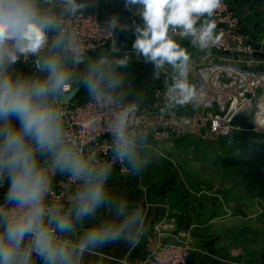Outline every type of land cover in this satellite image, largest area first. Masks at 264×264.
Masks as SVG:
<instances>
[{
	"label": "clouds",
	"instance_id": "obj_1",
	"mask_svg": "<svg viewBox=\"0 0 264 264\" xmlns=\"http://www.w3.org/2000/svg\"><path fill=\"white\" fill-rule=\"evenodd\" d=\"M59 2L69 15L85 7L77 0ZM124 4L129 11L136 6L142 22L133 24L134 54L154 66V79H159L165 65L174 70L167 87L168 106L193 100L197 93L188 80L191 53L171 33L179 31L182 38H191L194 47L210 54L217 43L213 17L223 0H124ZM107 26L111 31L127 29L116 16ZM59 31V22L45 14L39 0H0V188L7 181L0 203V264H34L36 259L41 264H79L86 250L115 242L140 220L133 212L119 224L97 223L72 239L77 225L108 203L109 169L92 166L94 157L78 154L65 142L56 103L74 79L71 66L85 60L65 34L49 40L50 32ZM42 53L47 58L40 60L37 71L43 75L20 77L9 71L21 56ZM127 64V56L101 57L87 65L82 84L89 95L99 98L106 89L114 91L122 85L117 68ZM133 111L129 107L118 114L113 136L116 157L128 159L135 173L142 165L133 159V142L126 131ZM39 156H50L56 171L79 184L67 207L49 202L52 175ZM124 210L120 204L118 214Z\"/></svg>",
	"mask_w": 264,
	"mask_h": 264
},
{
	"label": "built area",
	"instance_id": "obj_2",
	"mask_svg": "<svg viewBox=\"0 0 264 264\" xmlns=\"http://www.w3.org/2000/svg\"><path fill=\"white\" fill-rule=\"evenodd\" d=\"M57 20L60 24L59 32H50L51 41L57 35L65 34L72 44L80 51L82 57L92 55L96 52L109 48L116 36L120 34H133V24L142 22L136 17L119 19L120 25L127 26L126 30L117 29L111 31L108 28V21L112 16L97 17L95 15L77 12L75 15L60 17L49 12L45 13ZM240 13L228 1L223 0V6L216 11L213 20L216 24L215 35L217 43L211 47L210 54L207 51H200L197 48V55L191 59L188 72V80L196 90V97L191 101H202L195 104L191 114L174 113L168 110L154 111L142 109L135 104H125L113 93L105 91L99 98L90 97L84 101H74V106L56 107L61 112L62 127L65 142L75 152L84 157H94L92 166L107 167L109 170L118 168L120 175H127V160L118 159L115 155L114 127L116 118L120 112L132 107L134 111L128 117L127 135L133 142L149 138L157 142L178 140L188 135L208 138H226L234 130V122L242 114H251L257 109L256 91L263 80L256 81L258 85L253 88L254 93L236 87L233 91L224 92L225 84L219 77L223 90L217 89L212 84L214 76L206 78L204 73L209 69H217L221 66L233 67L241 73L257 77H264V72L257 69L260 66L258 60V49L252 45L251 38L242 33ZM174 39H187L179 35V31L171 33ZM188 39L191 40L189 37ZM47 54L24 55L18 62L11 66L12 71L23 67L34 66L38 68L41 59ZM211 68V69H210ZM162 73V86L167 91V87L174 78V70L169 66H164ZM217 70L213 71L214 72ZM216 73V72H215ZM262 75V76H259ZM73 79L69 90L75 88ZM264 86V84H262ZM223 92L227 101L223 105L216 94ZM234 93V94H233ZM80 95V94H79ZM78 95V96H79ZM157 96H160L157 93ZM167 98V94L164 95ZM204 99L209 100L204 102ZM255 115V114H254ZM255 117V116H254ZM252 121L253 122V119ZM52 158L46 164L52 175V192L49 196L50 203H62L66 207L73 193L79 187L78 183H73L67 175L58 177L51 164ZM72 239L75 240L74 237ZM148 251L139 264H189L195 249L186 242L165 243L161 235L155 239L147 240ZM87 251V250H86Z\"/></svg>",
	"mask_w": 264,
	"mask_h": 264
},
{
	"label": "crops",
	"instance_id": "obj_3",
	"mask_svg": "<svg viewBox=\"0 0 264 264\" xmlns=\"http://www.w3.org/2000/svg\"><path fill=\"white\" fill-rule=\"evenodd\" d=\"M39 2L45 13L49 12L60 17L69 15L63 11L59 0H50L48 3L39 0ZM77 2L85 5L79 11L85 14L97 17L116 16L119 19L136 17L140 20L136 6H132V11H129L125 8L124 0H77ZM229 2L240 13L243 21L247 19L252 25L256 23L254 20L259 17L261 1L229 0ZM242 27L245 28L247 25L242 24ZM133 40V34H120L115 37L114 43L106 51L97 57H92V62L101 57L112 60L128 57L127 66L117 68V72L123 78L122 85L114 91L107 89L105 91L113 93L125 104H135L142 109L191 113L188 103L168 106V99L164 98L167 91L162 86L161 70L159 79H154V66L151 63H145L143 57H137L134 54ZM176 40L191 53V59L197 55V48L191 44L190 39L176 38ZM254 46L257 48V43ZM92 62L73 66L76 82L82 88V94L78 96L77 102L92 97L82 84L86 67ZM165 66L172 68L170 65ZM37 69L28 66L16 71L9 69V71L20 77L43 75ZM157 93L160 96H157ZM162 143L164 142L149 138L136 142L132 150L133 159L142 165L138 172L134 173L129 160L126 165L127 175H120L118 168L109 170L105 182L108 203L98 208L92 217L85 218L79 223L73 237L79 239L83 231L97 223L114 221L119 224L133 212L139 213L140 220L135 225L127 227L124 234L115 242L85 251L79 264H139L147 254V240L155 239L158 235L162 236L165 243L192 244L195 253L189 264H244L241 258H237L238 256L226 246V241L219 242L218 235L212 233L210 222L205 223L203 219L205 214L200 216L196 211L195 200L189 201V197L183 198V192L186 191L179 179L177 165L168 159L170 153L159 150L163 146ZM157 154V157H161L163 161L158 160L154 163L150 157ZM38 158L45 165L51 159L50 156ZM62 176L58 173L59 178ZM6 187L5 180L4 187L0 188V203H3ZM120 204L124 205L123 215L118 214ZM34 264H41V261L36 259Z\"/></svg>",
	"mask_w": 264,
	"mask_h": 264
},
{
	"label": "rangeland",
	"instance_id": "obj_4",
	"mask_svg": "<svg viewBox=\"0 0 264 264\" xmlns=\"http://www.w3.org/2000/svg\"><path fill=\"white\" fill-rule=\"evenodd\" d=\"M258 1H261V10L259 17L254 20V25L250 20L243 21L241 16L239 18L241 24L247 25L245 28L241 27L242 33L251 38L252 45L257 43L260 62L257 71L262 73L264 0ZM222 68L224 71L226 68L240 72L228 66H221L216 70ZM253 78V87L258 85L256 81H264V77ZM74 80L76 82L75 74ZM221 81L230 85L232 78L223 75ZM217 83L220 84L219 81ZM262 84L255 93L257 101L262 99L255 110L259 113L255 116L253 110L250 116L242 114L234 122L235 130L228 137L204 139L188 135L178 140L166 141L159 149L170 153L168 159L177 165L179 179L186 191L183 192V198L195 200L196 211L200 216L205 214L203 219L205 223L210 222L212 233L218 235L219 242L226 241V246L238 256L237 258H241L244 264H264V129L258 130L260 126L251 122L254 116L257 119L264 113V109L259 110L264 102ZM78 86L76 82L75 88ZM253 87L245 89L254 93ZM221 94L223 93H218L215 97L220 98ZM196 103L202 101L188 102L191 113ZM157 156L158 154L153 155L150 159L154 163L163 161Z\"/></svg>",
	"mask_w": 264,
	"mask_h": 264
},
{
	"label": "bare ground",
	"instance_id": "obj_5",
	"mask_svg": "<svg viewBox=\"0 0 264 264\" xmlns=\"http://www.w3.org/2000/svg\"><path fill=\"white\" fill-rule=\"evenodd\" d=\"M214 70H216V69H213L212 70V75H210L211 74V70L208 69L204 73V76L206 78H208V77H211V76L215 75L214 76V79L211 82H212L213 85H215L220 90H223V87L220 88V84L217 83L219 81L218 80L219 79L218 77H220L221 75H226L227 77L232 78V83L230 85H226L225 86V88L223 90L224 92L233 91L235 89V87H236V83L237 84H243L244 85V88L245 87H250V86L253 87L252 83H253V81H255V79L253 78L252 75H247V74H244V73H241V72H237V71H233L231 69H226V68H225V71H224V68H222V70L219 69V70L215 71L216 73L214 72V74H213V71ZM220 93H223V92H220ZM220 96L221 97L218 98L219 101L223 105H225V103L227 101L226 96H224V94H221ZM206 100L207 99H204V102ZM261 109H264V102H262V104L259 107V110H261ZM253 112H254L255 116H257V114L259 113L258 111H253ZM247 115L250 116V114H247ZM252 123H253V125L260 126V128L258 130H263L264 129V125H262V123L264 124V113L262 115H260L257 119L254 117Z\"/></svg>",
	"mask_w": 264,
	"mask_h": 264
},
{
	"label": "water",
	"instance_id": "obj_6",
	"mask_svg": "<svg viewBox=\"0 0 264 264\" xmlns=\"http://www.w3.org/2000/svg\"><path fill=\"white\" fill-rule=\"evenodd\" d=\"M83 58L85 60V63H88V62H92L93 61V58H92L91 55H86ZM85 63H82V64H85ZM38 67H39V64H38ZM239 89H244V85L243 84H240L239 85ZM81 90H82V88H80L78 86V87L74 88L71 92H69L67 94H64V98L61 99V100H59L58 101V104L60 106H74V101L78 97V95L80 94Z\"/></svg>",
	"mask_w": 264,
	"mask_h": 264
},
{
	"label": "trees",
	"instance_id": "obj_7",
	"mask_svg": "<svg viewBox=\"0 0 264 264\" xmlns=\"http://www.w3.org/2000/svg\"><path fill=\"white\" fill-rule=\"evenodd\" d=\"M104 51H106V49L96 52L95 54H92V57H97L98 55H100L101 53H103ZM34 67V66H33ZM36 68V67H35Z\"/></svg>",
	"mask_w": 264,
	"mask_h": 264
}]
</instances>
